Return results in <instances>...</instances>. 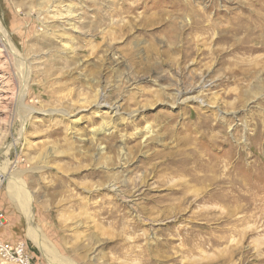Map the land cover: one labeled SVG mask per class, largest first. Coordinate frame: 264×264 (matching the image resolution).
Segmentation results:
<instances>
[{
	"label": "rangeland",
	"instance_id": "374dc122",
	"mask_svg": "<svg viewBox=\"0 0 264 264\" xmlns=\"http://www.w3.org/2000/svg\"><path fill=\"white\" fill-rule=\"evenodd\" d=\"M1 33L31 264H264V0H0Z\"/></svg>",
	"mask_w": 264,
	"mask_h": 264
},
{
	"label": "built area",
	"instance_id": "2783aa9c",
	"mask_svg": "<svg viewBox=\"0 0 264 264\" xmlns=\"http://www.w3.org/2000/svg\"><path fill=\"white\" fill-rule=\"evenodd\" d=\"M3 225V212L0 209V228ZM0 260L6 264H31L23 243L3 242L0 238Z\"/></svg>",
	"mask_w": 264,
	"mask_h": 264
},
{
	"label": "bare ground",
	"instance_id": "6f19581e",
	"mask_svg": "<svg viewBox=\"0 0 264 264\" xmlns=\"http://www.w3.org/2000/svg\"><path fill=\"white\" fill-rule=\"evenodd\" d=\"M68 13V15L70 16L71 14L69 13V12H67ZM66 23V22H65ZM68 24V23H67ZM1 35V39H0V42H1V46L3 47V48H1L0 47V53H2V52H4L5 51V49L7 50V47H9V45H7V42H6V37H5V34L4 33H1L0 34ZM6 39V40H5ZM10 49V48H9ZM14 52V51H13ZM15 55V54H14ZM17 57V56H16ZM19 57V56H18ZM17 59H19V58H17ZM17 61V60H16ZM27 80V78H25L24 79V81H26ZM21 81V80H20ZM23 82V81H22ZM24 83V82H23ZM180 94H178V96H179ZM99 105V104H98ZM111 109H113V108H111ZM23 120V119H22ZM24 121H22V123H23ZM99 150H102V148H99ZM2 167V168H1ZM6 167V166H5ZM5 167L3 168V166H1L0 165V179L1 180H7V179H5L6 178V176H5V171H4V169H5ZM3 169V170H2ZM2 170V171H1ZM8 181V180H7ZM25 207V206H24Z\"/></svg>",
	"mask_w": 264,
	"mask_h": 264
},
{
	"label": "crops",
	"instance_id": "0c3cea01",
	"mask_svg": "<svg viewBox=\"0 0 264 264\" xmlns=\"http://www.w3.org/2000/svg\"><path fill=\"white\" fill-rule=\"evenodd\" d=\"M2 211V210H1ZM3 212V211H2ZM4 232L2 231H0V238H1V240L3 241V242H10V243H12L9 239H8V237H7V235L5 236L4 234H3Z\"/></svg>",
	"mask_w": 264,
	"mask_h": 264
}]
</instances>
